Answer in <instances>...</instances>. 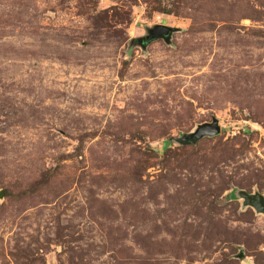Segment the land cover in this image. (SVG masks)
I'll use <instances>...</instances> for the list:
<instances>
[{
  "label": "rangeland",
  "instance_id": "1",
  "mask_svg": "<svg viewBox=\"0 0 264 264\" xmlns=\"http://www.w3.org/2000/svg\"><path fill=\"white\" fill-rule=\"evenodd\" d=\"M0 189V264H264V0H0Z\"/></svg>",
  "mask_w": 264,
  "mask_h": 264
},
{
  "label": "water",
  "instance_id": "2",
  "mask_svg": "<svg viewBox=\"0 0 264 264\" xmlns=\"http://www.w3.org/2000/svg\"><path fill=\"white\" fill-rule=\"evenodd\" d=\"M176 29L164 25L155 24L147 29L146 35L138 39V43L141 46H145L151 40L162 38L165 42L169 41L170 35ZM219 133V125L217 119L212 117L209 122H202L197 124L193 129L183 134L181 141L190 142L198 140L204 136H214ZM237 195L242 199V204L251 207L256 213L264 214V197L259 192L246 193L239 190ZM3 196V190L0 189V198Z\"/></svg>",
  "mask_w": 264,
  "mask_h": 264
},
{
  "label": "trees",
  "instance_id": "3",
  "mask_svg": "<svg viewBox=\"0 0 264 264\" xmlns=\"http://www.w3.org/2000/svg\"><path fill=\"white\" fill-rule=\"evenodd\" d=\"M199 140V139H198ZM198 140H195V141H190V142H183V141H181V143H188V144H193V143H195L196 141H198Z\"/></svg>",
  "mask_w": 264,
  "mask_h": 264
}]
</instances>
